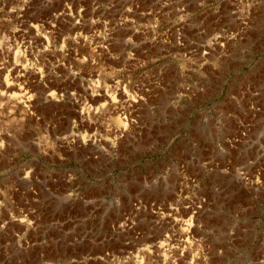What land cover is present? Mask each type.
<instances>
[{"label":"rangeland","instance_id":"obj_1","mask_svg":"<svg viewBox=\"0 0 264 264\" xmlns=\"http://www.w3.org/2000/svg\"><path fill=\"white\" fill-rule=\"evenodd\" d=\"M263 87L264 0H0V262L264 264Z\"/></svg>","mask_w":264,"mask_h":264},{"label":"bare ground","instance_id":"obj_2","mask_svg":"<svg viewBox=\"0 0 264 264\" xmlns=\"http://www.w3.org/2000/svg\"><path fill=\"white\" fill-rule=\"evenodd\" d=\"M260 85H261V84H260ZM245 88H246V91L241 92V96H242L245 92H247V91L250 89V86L248 85V86L245 87ZM245 88H243V89H245ZM263 88H264V87H263ZM251 95L254 96V97H258V96L260 95L258 87L255 88V89H253V90H251ZM255 106H258V104H257V105H253V106H252V109H255L256 112L260 111V107H255ZM253 127H254V125H253ZM253 136H255V129H254V128H253ZM250 138H251V130H249L248 135L245 133L244 136H238V138H237V140H236V143H242V144H246V145H249V144H258V143H253V141H252ZM250 164H252V163H250ZM216 167H217V166H216ZM251 168H254V166H250V165H246V164H244V165L238 167V169L241 170L245 176L248 175L249 183H250V184H258L259 182H257V179H256L258 176L255 175L256 172H257V169L254 170V171H252V172H250V171H251ZM226 169H227V168H226ZM236 169H237V168H236ZM242 169H243V170H242ZM223 170H224V169H223ZM236 171H237V170H236ZM236 174H237V173H236ZM251 178H252V179L254 178V180H251ZM194 187H197V185H194ZM201 202H202V201H201ZM188 207H189V206L185 205V208H188ZM195 207H196V206H194V213H195V214H198V213H200V212L202 213V210H201V207H200V206H197V209H195ZM199 210H200V211H199ZM15 216H16V215H15L14 213H11V214H10V217H9V222L11 221V218H13V217H15ZM16 220H18V218H17ZM20 221H21V220H20ZM9 222H8V223H9ZM6 223H7V222H6ZM17 243H18V242H17ZM0 264H5V263L0 262Z\"/></svg>","mask_w":264,"mask_h":264},{"label":"built area","instance_id":"obj_3","mask_svg":"<svg viewBox=\"0 0 264 264\" xmlns=\"http://www.w3.org/2000/svg\"><path fill=\"white\" fill-rule=\"evenodd\" d=\"M244 91H245V90H244ZM240 133H241V136H244V135H245V133H244L243 131H240ZM236 137H238V136H236ZM236 140H237V138H236ZM229 143H230V142H229ZM236 170H237L236 173H237V176H238L239 180H240L241 182L244 181L246 184H248V182H249L248 175L245 176V175L243 174V172H242L241 170H239L238 168H237ZM242 170H243V169H242ZM257 174H259V173H256L255 175L258 176ZM251 180H254V179L251 178ZM251 185H252V184H251ZM204 200H205V199L201 197V201L203 202Z\"/></svg>","mask_w":264,"mask_h":264}]
</instances>
